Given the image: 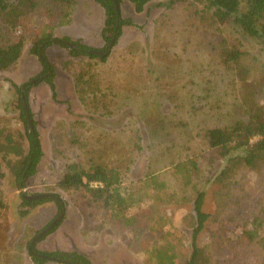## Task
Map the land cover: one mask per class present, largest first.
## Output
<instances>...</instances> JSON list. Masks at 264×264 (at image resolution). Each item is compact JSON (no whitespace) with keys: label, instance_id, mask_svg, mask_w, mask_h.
I'll return each instance as SVG.
<instances>
[{"label":"rangeland","instance_id":"1","mask_svg":"<svg viewBox=\"0 0 264 264\" xmlns=\"http://www.w3.org/2000/svg\"><path fill=\"white\" fill-rule=\"evenodd\" d=\"M169 1L153 2L141 14L128 3L121 7L122 17L132 25L123 28L105 62L92 61L101 83V100L105 101L102 111L89 114L79 102L71 72L61 66L68 50L59 46L45 51L55 71V95L40 80L41 66L29 54V45L15 69L0 74V126L24 132L13 85L29 83V109L43 151L35 175L26 180L21 191L15 188L8 169L2 168L0 194L7 208L0 218V264H32L26 244L34 236L44 235V229L56 220L58 227L36 244L38 250L76 251L92 264H158L146 246L131 250L130 235L110 227V218L97 207L89 209L94 215L85 222L82 213L86 210L81 205L85 194L63 191L56 184L68 164L88 169L100 163L120 171L118 191L131 212L150 202L152 179L162 181L183 198L181 179L173 165L198 148L193 137L200 127L221 126L230 119L237 100L233 76L223 69L212 49L223 38L236 42L263 63L264 49L229 27L209 30L190 9L169 6ZM102 14L97 4L80 0L70 12V21L55 26L53 34L103 49ZM134 42L139 46L130 54L128 48ZM236 180L241 191L237 193L238 205L230 211L235 221L228 222V215L223 218L224 227H233V233L224 234L223 249L218 248L214 256L229 264L262 262L264 246L258 242L264 240V232L258 231L253 242L241 240L236 223L254 216L259 199L264 200V170L243 173ZM45 194L58 195L65 202V212L59 213L54 203L34 208L22 203V195ZM165 209L170 222L164 232L175 242L182 240V249L176 253L185 256L190 252L191 226L186 216L191 206L178 201ZM203 211H214L210 186L205 187ZM210 226L205 225L198 245L211 241Z\"/></svg>","mask_w":264,"mask_h":264},{"label":"trees","instance_id":"2","mask_svg":"<svg viewBox=\"0 0 264 264\" xmlns=\"http://www.w3.org/2000/svg\"><path fill=\"white\" fill-rule=\"evenodd\" d=\"M79 1L0 0V74L13 71L29 45V54L41 66L40 80L55 95V71L45 51L54 45L67 49L68 58L61 66L71 72L78 100L91 114L102 111L105 103L101 100V83L92 61L98 59L105 62L110 52L109 45H115L123 28L132 25L130 20L122 17L121 7L128 3L136 14H141L147 5L163 0H90L103 13L100 36L105 45L99 50L53 35L55 26L70 21V12ZM168 4L190 9L199 23H207L209 30L217 32L229 27L264 49V0H171ZM138 46L137 42L132 43L128 52L134 54L132 48ZM212 52L223 69L232 74L237 100L230 119L221 126L200 127L193 137L198 141V148L192 151L189 158L173 165L175 174L181 179L182 199L162 181L152 179L150 202L131 212L118 191L120 171L100 163L88 169L68 164L56 184L63 191L85 194L81 204L87 211L82 213L85 222L86 218L88 220L94 215L89 209L97 207L110 218V227L120 234L130 235L128 247L131 250L146 246V250L151 249L158 264H175V260L177 264H229L228 260L220 261L214 255L218 248L223 249L224 234L227 231L233 233V227H224L223 218L228 215V222L235 221L230 211L238 205L237 193L241 191L236 178L243 173L264 170V63L241 49L236 42L223 38L218 40ZM83 59L87 63L80 66L79 60ZM13 88L18 95L17 108L24 132L0 126V182L4 176L2 168L6 167L15 188L21 191L26 180L35 175L43 151L29 109L30 84L13 85ZM206 186L213 189L214 211L211 214L203 211ZM21 199L23 205L29 208L54 203L59 213L65 212V202L55 194L30 200L22 195ZM178 201H187L191 206V213L186 216L191 226L190 252L185 256L176 253L182 249V240L175 242L164 232L170 222L165 208ZM259 202L254 216H248L240 225L236 223L241 240L253 242L258 231L264 232L263 198ZM6 208L7 202L0 194V218ZM24 214L21 212L22 216ZM208 223H211V233L208 234L211 241L198 245L197 240ZM215 225L217 228L214 230ZM247 226H250L249 229ZM57 227L58 223L50 224L49 228H45L44 235L40 233L26 244L32 264H92L76 251L37 249L36 244ZM258 244L264 246V240L261 239ZM253 264H264V260Z\"/></svg>","mask_w":264,"mask_h":264},{"label":"water","instance_id":"3","mask_svg":"<svg viewBox=\"0 0 264 264\" xmlns=\"http://www.w3.org/2000/svg\"><path fill=\"white\" fill-rule=\"evenodd\" d=\"M109 47H111V44L109 45ZM95 54H99V53H96V52H95ZM26 115H28V114H26ZM38 197H39V196H36V197H33V198L36 199V198H38ZM56 221H57V220H56ZM56 221L52 222L51 225H53ZM47 228H49V226H48Z\"/></svg>","mask_w":264,"mask_h":264},{"label":"flooded vegetation","instance_id":"4","mask_svg":"<svg viewBox=\"0 0 264 264\" xmlns=\"http://www.w3.org/2000/svg\"><path fill=\"white\" fill-rule=\"evenodd\" d=\"M36 196H41V195H35V196H26V199L30 200V199H34L33 197H36ZM45 230V229H44Z\"/></svg>","mask_w":264,"mask_h":264},{"label":"crops","instance_id":"5","mask_svg":"<svg viewBox=\"0 0 264 264\" xmlns=\"http://www.w3.org/2000/svg\"><path fill=\"white\" fill-rule=\"evenodd\" d=\"M54 35V34H53ZM54 36H57V37H59L58 35H54Z\"/></svg>","mask_w":264,"mask_h":264}]
</instances>
